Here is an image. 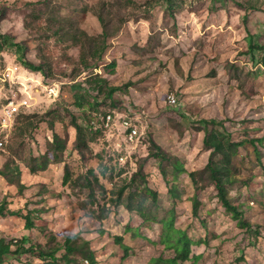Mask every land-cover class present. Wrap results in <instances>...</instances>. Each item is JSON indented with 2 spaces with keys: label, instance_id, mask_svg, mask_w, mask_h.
<instances>
[{
  "label": "rangeland",
  "instance_id": "rangeland-1",
  "mask_svg": "<svg viewBox=\"0 0 264 264\" xmlns=\"http://www.w3.org/2000/svg\"><path fill=\"white\" fill-rule=\"evenodd\" d=\"M250 4L259 10L246 8ZM0 6L5 9L0 65L17 67L22 83L26 77L37 81L30 88L33 123L0 151V169L19 165L26 188L21 193L0 176V204L43 210L42 225L31 230H25L22 218L0 216V237L12 241L13 249L25 239L26 247L47 251L79 233L75 243L90 249L96 264H145L150 257L174 255L161 242L162 220L173 212L175 226L193 241L192 258L181 264H264V0H0ZM99 16L109 46L103 60L94 62L92 50L103 42L91 44L80 32L95 37L104 32ZM81 56L92 65L85 67ZM24 57L42 63L47 77L26 68ZM96 74L107 80L102 90L88 82ZM39 82L59 85L58 96L49 97ZM110 87L118 89L111 96ZM168 95L176 99L174 105L166 101ZM107 115L112 116L108 126ZM74 119L101 131L88 133L84 157L75 150ZM123 120L137 126V141L128 143ZM212 120L219 124H209ZM206 127L245 142L237 178L227 187L247 227L231 218L213 185L200 193L193 216L189 175L167 174L179 193L174 198L158 161L147 157L154 140L187 171L202 170L210 155L203 144ZM54 132L68 137L63 162L31 173L33 159L45 152ZM139 167L157 193L154 204L145 195L155 221H143L125 208L124 203L137 205L129 193L142 186L140 177L117 197ZM121 244L128 247L127 256ZM71 257V264H84L80 252ZM40 259L26 253L3 264H43Z\"/></svg>",
  "mask_w": 264,
  "mask_h": 264
},
{
  "label": "trees",
  "instance_id": "trees-1",
  "mask_svg": "<svg viewBox=\"0 0 264 264\" xmlns=\"http://www.w3.org/2000/svg\"><path fill=\"white\" fill-rule=\"evenodd\" d=\"M27 4H35L36 2H26ZM37 3H41L37 1ZM246 8H251L253 10H259L257 6L246 5ZM5 15L4 6H0V19ZM101 21L104 32H102L98 37L90 36L85 31H81L82 38L90 41L91 44H97L99 38L103 45L100 47H94L92 50V56L94 57V62L103 60V53L106 48L109 46L107 38L109 37L107 33L106 25L104 24L103 17H98ZM27 26V23H25ZM1 33V32H0ZM54 33L59 34L58 29L54 30ZM1 48V46H0ZM82 54V50H81ZM81 60L84 63L85 67H90L92 63L88 62L87 58L81 56ZM22 64L36 72H40L44 78L47 77L48 73L45 70V66L42 63H35L24 57ZM115 63H111L112 67ZM91 78V77H90ZM88 82L98 86L102 90V83L107 84V80L100 75L96 74L95 77L90 79ZM108 90L109 96H111L117 87H110ZM31 111L27 110L19 114L16 120L15 129L13 135L18 134L21 131L22 127L31 126L33 123V117L35 115H30ZM209 124H219L218 122L212 120L208 121ZM90 128L85 129L80 123L75 119L72 121V126L76 131V142L75 150L79 152L81 156L84 157L82 149L87 146L88 142V133L97 134L101 131L97 128L93 129L91 123H89ZM33 128V127H32ZM94 130V131H92ZM205 136L203 139L204 147L207 150H210V155L206 166L202 170L198 171H187L186 167L180 162L175 156L170 155L161 148L154 140L150 141L148 158H154L158 161L160 172L164 178L165 185L167 187L168 193L174 198H178V190L176 187L170 185L169 180L167 179V174L170 172L173 179H177L180 174L187 173L191 180V183L194 188V194L191 197L192 204V214L197 217L198 215V206H199V195L200 193L208 186L213 185L216 192L217 198L220 201L224 209L231 215V218L237 221V224L241 227H247L250 223L244 216V212L241 209L240 205L232 202L229 196L228 185H231L235 182L237 178V168L239 166V148L244 145V141H235L232 136L228 133L222 132L218 129L212 128L208 130L205 128ZM255 141H252L254 150L257 154L259 151L254 145ZM68 137H61L58 133H53L52 141L47 143L45 152L33 159V165L29 168L31 173H36L39 171H45L48 169L51 164H59L64 160V152L67 148ZM258 162L261 160L258 158ZM166 164V165H164ZM264 170V169H263ZM91 172V171H90ZM21 169L20 166L6 164L2 169H0V176L4 177L10 185H15L18 190L22 193L26 186L21 182ZM93 173V171H92ZM69 167L65 165V173L63 177V184H67L69 181ZM136 177L141 178L142 186L134 189L132 193H129V200H134L137 202V205L133 207L130 203H124L125 208L130 212L136 211V214L142 218L143 221H155L156 217L149 215L148 205L146 204L145 195L146 193L150 196V202L152 204L157 202V193L153 191L147 184L145 175L142 171V168L139 167L138 170L133 174L132 178L128 182V185L121 188L120 194L117 196L121 198L126 189L131 188L136 183ZM97 180V177H95ZM98 181V180H97ZM123 204V203H122ZM6 202L0 204V216H14L17 218H22L25 221V230H31L37 226L42 225V209H18L11 210L6 207ZM163 232L161 242L165 248L172 250L174 255L172 257H164L163 255L159 257H150L145 264H181L185 261L190 260L191 255V246L193 244L192 239L185 229H181L175 226V214L166 216L162 220ZM79 233L74 235L65 236L61 243H54L53 246L49 247V250L43 251L41 247L25 246V239L21 240L22 242L17 244L16 249H13L12 241L6 240L5 238L0 237V264L5 263L6 259L9 256H16L26 253H34L41 258L43 264H61L65 262L66 264H71L74 260L71 255L75 252H80L84 257V264H96V259L94 253L90 249H85L78 246L75 243V239L79 238ZM114 241L121 243L120 237H114ZM56 244V245H55ZM121 247L124 249L125 256H127L128 247L121 244ZM62 252V253H61Z\"/></svg>",
  "mask_w": 264,
  "mask_h": 264
},
{
  "label": "built area",
  "instance_id": "built-area-1",
  "mask_svg": "<svg viewBox=\"0 0 264 264\" xmlns=\"http://www.w3.org/2000/svg\"><path fill=\"white\" fill-rule=\"evenodd\" d=\"M18 68L10 65H0V151L4 150L8 145L19 114L30 110L35 106L34 96L30 93L31 87L37 81L26 77V82H21L22 76L17 72ZM45 92L49 97L56 98L59 92V85L52 83L51 85L42 84ZM166 101L169 105H174L176 99L173 95H168ZM112 120L111 115L106 116V126ZM123 134L128 143L137 141L139 131L137 126L130 120H123ZM123 160V158H121Z\"/></svg>",
  "mask_w": 264,
  "mask_h": 264
}]
</instances>
